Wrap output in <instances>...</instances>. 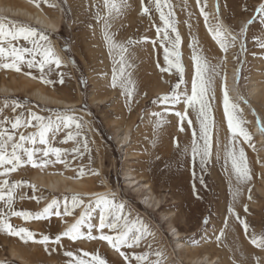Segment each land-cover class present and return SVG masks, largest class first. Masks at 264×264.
<instances>
[{
    "label": "rangeland",
    "instance_id": "obj_1",
    "mask_svg": "<svg viewBox=\"0 0 264 264\" xmlns=\"http://www.w3.org/2000/svg\"><path fill=\"white\" fill-rule=\"evenodd\" d=\"M0 1L30 10L36 9L52 19L57 27L55 30H47L23 17L0 14V21L8 25L31 28L47 36V43L61 60L59 67L52 65L51 70L46 68L43 73L38 68H28L27 63L20 65V71L0 67V85L16 89L13 95H0V114L12 116L11 105L18 102L23 107L18 108L17 113L23 116H27L29 110L53 118L57 114H70L81 118L83 123L82 134L74 141L63 143L64 132L55 133V139H50L53 146L69 149L63 156L65 163L56 161L55 156L50 155L45 158L51 161L46 165L33 167L25 164L7 177H0V180L6 178L10 183L25 182L15 189L11 209L0 201V212L7 214L8 222L14 228L23 227L34 233L29 238L26 233L13 235L0 230V264H68L71 258L65 255L67 251L76 255H82L83 252L98 253L106 260V264H127L120 255L121 251L147 253L153 264L157 261L159 264H187L180 252L174 251L176 239L171 237L173 230H169V220L161 219V213L164 212L174 214L171 224L181 234L180 240L191 248L195 246L200 253L216 255L218 264H226L223 248H229L227 242H223L220 237L216 240L218 234L226 230L240 237L238 247L242 257H233L234 264H264V247L251 243L253 234L264 235V143L259 144L257 134L252 129L253 118L245 114L243 107L247 104L246 87L253 77L254 69L259 72L256 82L264 84V47H261L264 44V14L257 11L264 0H200L199 3L197 0H167L171 9L167 6L163 8L166 14L169 10L174 14L171 19L182 38L179 50L184 65V83L180 85L179 91L187 90L191 93L194 47L207 60L209 71L215 69L208 113L213 154L204 165L198 157L193 164L190 149L193 130L199 143H203L197 119L198 109H188L187 119L192 120V126L189 127L186 119L183 131L179 117L174 115L175 111H184L183 103L176 105L170 112H163L166 105L160 101V97L172 93L180 74L174 67L169 68L164 61L163 47L160 46L156 32L157 27H161L163 32V22L154 4L148 5V0H144L145 6H149L151 11L149 14H141V0H127L121 15L110 21V32L127 48L124 53L129 65L126 74H130L134 85L133 95L129 99L122 88L111 86L115 53L110 54L103 39V21L97 19L98 13L106 14L101 0ZM201 8L207 13V23ZM249 20L252 23L249 24ZM217 25L241 41L245 55L243 61L239 60L238 50H231L236 48L235 42L225 52L213 39L208 26ZM241 28L245 29L243 33ZM168 32L171 37L175 36L171 29ZM153 40L157 41L155 47ZM19 44L31 47L23 40ZM226 55H234L229 66H226ZM37 59L40 57L37 56ZM8 62V59L0 61ZM232 67L238 68L235 74L238 96H233L234 105L238 109L237 115L244 121L242 127L250 137L245 141L238 135L231 145L237 153L241 147L244 149L249 169L250 179L242 183L238 194L230 192L228 179L234 182L237 180L231 161L225 156L231 133L225 114L216 102L219 99V88L226 85L225 76ZM33 88H41L51 96L72 101L74 106L64 108L40 104L30 95ZM162 88L164 90L160 91L161 94L156 92ZM257 100H252V104L263 114L260 133L264 136V105L261 98ZM154 113H163L162 124L159 123L160 117ZM126 124L130 127V139L128 145L122 148L117 145L114 136ZM36 130L31 127L21 128L17 130V138L19 132L27 134ZM71 130L76 131L74 126ZM85 138L88 142L87 150L83 148ZM76 146L80 147L82 155L71 152ZM128 154L134 155L130 158ZM216 159L220 160L219 163ZM128 171L142 176L150 184L152 194L162 200L159 211L151 210L138 201L139 194L133 193V187L125 181L124 173ZM36 173L79 179L87 189L83 192L56 194L32 180L31 177ZM74 193L80 194L86 204L89 199H95L92 194L114 197L115 202L125 205V212H130V223H136L137 227L146 226L151 235H147L139 247L121 248L120 251L99 239L101 233L96 227H93L92 235L97 238L88 239L86 233L89 225L99 224L100 209L93 206L87 209L91 215L81 226L84 236L75 241L62 237L59 244L53 243L56 235L75 223L86 211L84 206H80L73 210L72 215H64L65 202L71 206ZM185 197L188 201L183 199ZM53 199L58 203L54 206L53 214L47 218L25 220L11 215V211H42ZM56 210L60 211V216L54 214ZM241 220L247 223V231L240 223ZM104 233L112 234L107 228ZM44 235L50 237L48 244L40 242Z\"/></svg>",
    "mask_w": 264,
    "mask_h": 264
},
{
    "label": "snow or ice",
    "instance_id": "obj_2",
    "mask_svg": "<svg viewBox=\"0 0 264 264\" xmlns=\"http://www.w3.org/2000/svg\"><path fill=\"white\" fill-rule=\"evenodd\" d=\"M104 9H106L105 15L97 14V19L103 21V39L107 43L110 54L115 53L114 61L115 66L113 68L111 86L120 87L124 90V94L127 98L131 99L134 91V85L131 81L130 74H126V68L129 66L126 63V57L124 55L127 52L125 45L114 38V35L110 32L111 22L115 18L119 17L127 6V0H101ZM200 0H197L199 3ZM155 10L159 12V18L163 22L162 28L157 27L156 32L159 38L160 46L163 47L164 61L169 68L174 67L180 74L178 83L174 86L171 94L163 95L160 97V101L165 103L164 113L170 112L172 108L180 103L185 105L184 111H175L174 115L179 117L181 121V131H183V122L187 119L188 109H198L197 119L200 122L201 139L203 143H199L195 130L192 133V142L190 145L193 164L197 157L202 165L212 157V137L209 132V93L212 90L213 80L215 76V69L209 71V64L207 60L197 53L195 47L193 48L192 60L194 62V75L191 80V93L187 90L179 91L180 85L184 83V65L181 62L180 44L182 38L179 35L175 23L171 17L173 13L171 10L166 14L163 8L165 6L171 9V6L167 4V0H148V5H153ZM141 14H149L151 8L145 6L144 0H141ZM257 11L264 14V4H261ZM201 13L205 16L207 23V13L201 8ZM248 23H252L251 20ZM168 29H171L175 33L174 37L169 35ZM209 32L212 34L213 39L218 43L219 47L223 51H227L228 47L235 41L236 37L231 36L230 33H226L220 25L215 27L208 26ZM245 31L241 28V33ZM162 32V35H161ZM144 39H147L146 37ZM28 42L31 47L23 46L19 44V41ZM47 36L38 34L36 30L16 25H8L7 23L0 21V61L8 59V63H0V67L15 69L20 71V65L27 63L28 68H38L41 73L47 68L51 70V66L55 65L59 67L61 60L55 53L53 47L47 43ZM44 43H41V42ZM17 42V43H13ZM131 43V41H129ZM153 46H156L157 41H152ZM264 47V44L261 45ZM37 56L40 59H37ZM118 56V59L116 58ZM166 69H162L164 71ZM43 78V77H42ZM63 80L61 79V83ZM8 107V105H5ZM23 105L18 102H13L11 105L12 116H5L0 114V177H7L10 173L15 172L22 165L30 164L33 167L46 165L51 161L45 159L50 155H54L56 161L65 163L63 156L68 153L69 149L53 146L50 143V139H55V133L64 132L65 139L63 143L68 141H74L77 137L81 136L83 123L82 119L70 114H57L54 118L52 116L44 117L38 115L30 110L27 112V116H23L17 113L18 108H22ZM223 110L227 120V127L231 133L229 139V146H226L225 156L226 159L231 161L232 171L236 176L237 182H243L250 179L249 169L247 167L246 155L244 149L241 147L237 153V150L232 145V142L237 139V136H242L245 141L249 140V134L244 127H242L244 121L237 115V106L230 103L229 95L225 90L223 97ZM2 112V110H0ZM153 115L160 117L159 123L163 122V113H154ZM189 127L192 126V120L187 119ZM75 127L76 131L71 129ZM35 128L36 131L25 134L19 132L17 138V130L21 128ZM43 146V147H41ZM83 148L87 150L88 142L85 138L83 141ZM187 151V149H186ZM71 152L77 155H82L79 146L73 147ZM39 154V155H38ZM75 158V157H74ZM201 182H203L201 178ZM25 183L23 181L9 182L8 179L0 180V201L11 209L15 189L22 186ZM34 187V186H33ZM238 194V192H237ZM95 199H89L87 204L82 199L80 194H73L71 197V206L65 202L64 215H72L75 208L84 206V211L81 216L66 228L63 232L56 235L53 243L59 244L62 237H67L70 240H78L85 235L81 231V226L85 223L91 213L87 209L95 207L100 209L99 224L98 226L89 225L86 233L88 239H96L97 237L92 235L93 227L101 233L99 239L107 241L108 244L115 250L120 251L121 248L134 249L141 245L147 235H151L148 228L144 225L137 227L136 223H130V212H125V205L123 203L115 202L114 197L109 198L107 194H92ZM57 201L53 199L46 207L39 212H31L27 210L23 211H11V215L22 217L25 220L29 219H41L47 218L50 214H53L54 206L57 205ZM232 211V209H230ZM56 216H60L59 210L54 212ZM111 217V219H109ZM237 219L239 217L237 216ZM207 223V219L204 221ZM240 223L247 231L248 225L245 221L241 220ZM108 229L112 234H105L104 229ZM0 230H6L13 235H21L26 233L29 238L34 236V233L30 230L20 227L14 228L7 219V214L0 212ZM223 235V232L221 233ZM23 238V236L21 237ZM50 237L48 235L42 236L40 240L43 244H48ZM251 243L257 247H264V235L253 234L251 237ZM66 256L70 257L68 264H106V260L96 253L83 252L82 255H76L72 251H67ZM120 255L124 258L127 264H134V262H146V264H153L149 261L147 253L140 254L137 252H120ZM159 255V254H158ZM90 257V258H89ZM159 264V262H155Z\"/></svg>",
    "mask_w": 264,
    "mask_h": 264
},
{
    "label": "bare ground",
    "instance_id": "obj_3",
    "mask_svg": "<svg viewBox=\"0 0 264 264\" xmlns=\"http://www.w3.org/2000/svg\"><path fill=\"white\" fill-rule=\"evenodd\" d=\"M32 6V5H31ZM128 9V8H127ZM0 14L3 15H9V16H19L23 17L24 19L30 21L32 24L47 29V30H55L57 25L54 23V21L48 17H46L44 14L39 12L38 10H30L27 9L26 7L23 6H15L7 3H3L0 1ZM236 37L235 39V44L236 48H231L232 51L238 50L237 53L238 57L240 58V61H243L245 59V55L243 53V44L241 41L238 39L236 35H233ZM230 50L229 53L232 51ZM228 53V54H229ZM234 57V55H226V66H229L231 63V59ZM243 64V63H242ZM241 64V65H242ZM238 68L232 67L230 70H228V74L225 76V82L226 85L222 86L219 88L218 91V97L219 99L216 101L217 106L219 109H221L223 112V97L225 90L227 91L229 95V100L231 104H234L233 96L236 95V98L238 96V91H237V84H236V72ZM258 74L259 72L254 69L253 71V77L249 79V83L246 87V102L244 107V112L247 116L253 118V124H252V129L255 131L257 134V140H259V144L264 143V136L261 131V124L263 123L262 121V115L261 112H259L252 104V100L256 101L258 98H261L263 101L264 105V84L261 82H256L258 79ZM264 82V81H263ZM95 85L97 83L95 82ZM34 89V88H33ZM164 88L160 90H156V92L163 91ZM155 92V94H156ZM16 93V89L6 86L4 84L0 85V95H13ZM161 94V93H160ZM31 97L38 103L43 104V105H49V106H56V107H72L74 106V103L72 101L64 100V99H59L54 96L49 95L46 93L44 90L41 88H35L32 93H30ZM217 98V97H216ZM103 100V99H102ZM95 102L97 100H94ZM99 101V100H98ZM258 101V100H257ZM100 102V101H99ZM102 102V101H101ZM215 106V105H214ZM219 111V110H218ZM246 116V117H247ZM124 127L122 128L121 131H119L117 134H115L114 139L119 147H125L128 145L129 141V130L130 127L128 124L123 125ZM253 134V133H252ZM127 153V152H125ZM262 154H264V149H262ZM134 154H128V156L131 158L133 157ZM220 160L216 159V162L219 163ZM125 181H127L128 185L133 187V193L139 194V202L147 207H150L151 210H156L159 211L162 205V200L158 198L157 196H154L150 190V184L145 182L142 178V176H137L134 175L132 172H125ZM235 176V175H234ZM32 180H34L36 183L40 184L42 187L47 189L50 192L53 193H73L75 191H81L86 190L87 187H83L82 185L84 182H82L79 179H69L65 176L62 175H56V174H34L32 177ZM229 183L231 185L230 187V192L233 194H237L238 191H240V187L243 182H234L231 181L230 179ZM82 186V187H80ZM91 188V187H90ZM92 189V188H91ZM89 190V189H88ZM99 190V189H98ZM147 193H142V191H147ZM91 191V190H90ZM186 191V190H185ZM93 192V191H92ZM188 197V196H187ZM189 198V197H188ZM233 198V197H232ZM186 199L187 198H183ZM161 219L162 220H169L170 227L169 230H173L171 232V237L175 238V245H174V251L178 250L180 252V255L183 259V261L187 264H218L217 260L218 257L216 255H211L207 252H198L196 247L193 246L192 248L186 244V242H183L180 240V233L177 229L174 228V225L171 224L172 222V212H164L161 213ZM172 219V220H171ZM223 232V231H222ZM219 237L223 240V242H227V249L223 248V252L225 255V258L223 259L226 264H234L233 263V257H242L241 251L238 247V242L239 238L238 235L232 234L231 232H223V235L218 234L217 236V241L219 240ZM220 239V240H221ZM232 245L230 248L229 244ZM215 246H217L215 243H213ZM222 246H224L222 244ZM242 247V246H241ZM212 249V246L210 247ZM216 249V248H215ZM245 254V253H244ZM264 258V257H263ZM262 258V259H263ZM28 264V263H26ZM31 264H44V263H31ZM55 264V263H51Z\"/></svg>",
    "mask_w": 264,
    "mask_h": 264
}]
</instances>
